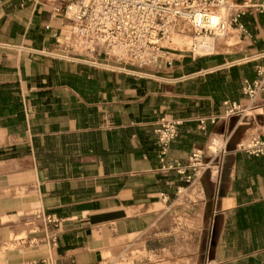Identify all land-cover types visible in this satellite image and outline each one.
I'll return each mask as SVG.
<instances>
[{"label":"crops","instance_id":"obj_1","mask_svg":"<svg viewBox=\"0 0 264 264\" xmlns=\"http://www.w3.org/2000/svg\"><path fill=\"white\" fill-rule=\"evenodd\" d=\"M19 2L0 0V264H107L121 260L131 248L159 251L150 246L168 240L171 231L182 228L183 215L189 214L191 228L200 232L194 241L206 249L203 264H264V157L237 150L245 140L240 138L242 132L251 136L264 127V93L254 117H242L237 124L230 123L235 117L216 124L208 120L205 131L199 124L201 119L221 118L224 102L241 99L244 79L256 77L243 76L240 66L252 64L256 72L261 65V16L241 20L251 33L244 35L250 39V58L233 66L228 62L205 66L200 72L224 67L190 78L167 80L143 69L97 60L99 55L82 58L58 53L68 49L58 45L53 49L34 45L28 30L35 31L42 8L32 3L18 9ZM48 19L50 38H56L60 19L50 14ZM67 62L78 64L81 75L67 78L59 73L58 66L69 67ZM83 72L102 79L113 76L135 96L120 101L118 87L103 91L99 79ZM125 74L176 83L202 80L190 96L176 95L181 101L191 98L195 107L204 100L208 107L176 115L182 124L167 161L186 167L190 154L206 148L214 136L228 139V148L192 185L176 170L160 173L153 125L165 105L153 104V93L137 88L150 81ZM120 103L122 114H118ZM108 109L114 113L111 121L106 119ZM74 132L85 138L100 132L104 138L101 145L82 143V149L94 152L89 157L56 159L58 135ZM100 147L103 153L98 152ZM203 231L206 235L201 238Z\"/></svg>","mask_w":264,"mask_h":264},{"label":"built area","instance_id":"obj_2","mask_svg":"<svg viewBox=\"0 0 264 264\" xmlns=\"http://www.w3.org/2000/svg\"><path fill=\"white\" fill-rule=\"evenodd\" d=\"M39 3L38 0H19ZM52 3L49 11L52 18H61L71 23V32L92 54L114 58L119 63H130L138 68L157 66L164 56L175 49L172 37L190 35L187 50L193 58L201 56L200 51L215 49L217 41L228 35L229 29L236 27L246 37H251L248 28L241 22L247 15H260L261 30L264 32V0H46ZM51 27L46 26L49 30ZM58 46L68 48V37ZM203 55V56H212ZM264 58V54L260 55ZM161 68V67H160ZM141 75V74H139ZM242 93L248 105L225 101V111L221 118L212 117L199 121L201 130L207 129V121L216 124L219 119L231 118L236 114L243 117L257 109V102L264 93V65L256 67L254 79H244ZM182 123L166 121L155 130L158 158L162 171L176 170L185 176L188 185L211 168L213 160H221L227 153L228 139L214 136L207 145L209 160L201 149L194 150L185 167L178 161H167L169 149L177 138ZM237 150L252 157H264V127L250 138L237 144ZM191 171V173H189ZM181 193V191H179ZM49 222H53L49 219Z\"/></svg>","mask_w":264,"mask_h":264},{"label":"rangeland","instance_id":"obj_3","mask_svg":"<svg viewBox=\"0 0 264 264\" xmlns=\"http://www.w3.org/2000/svg\"><path fill=\"white\" fill-rule=\"evenodd\" d=\"M234 1L239 2L240 0H234ZM38 2H39L38 8H42L40 9V14L38 15L39 24L35 26L36 28L33 33L31 32L29 28L27 37H29V35L32 34L34 38L33 39L34 42L32 43L34 45L46 46V48L48 49L49 48L53 49L54 46L56 47V45H58V42L56 41L57 37L50 38L51 32H49V30L46 29V25L49 22L48 15L50 14L49 12H47V9H49L50 3L46 0H38ZM11 3L12 1L8 3V5ZM32 3L34 2H25L23 8H25L27 4H32ZM19 4H21V2H19ZM19 4L18 3L16 4L17 8L23 9ZM45 5H47L46 8H45ZM13 8H15V5H13ZM59 19H60L61 26H59L60 29L58 30L57 35L58 36L61 35L60 41H64L66 37H68V43L70 46L68 47L67 51H65L64 53L63 52H58V53L60 54L62 53L64 55L65 54H76L77 56H81L82 58H90V57L95 58L97 55L92 54L86 49H84L83 44L74 37L72 32H71V36H68L69 34L66 33L68 29L67 26L70 27L71 23L68 20L64 19L63 17ZM69 30L71 31V29ZM249 40L250 39L246 40L245 36L241 34L239 31H237L236 27H233L232 29H230V33L227 38L217 41L216 53L214 55L199 56L195 59L193 58V55L187 51V46L185 44L186 41L178 40L177 42L178 46L173 45V44L172 45L166 44V46H169L175 49L174 51L172 50L169 52L173 54L172 56L171 55L170 56L167 55L168 57L164 56V59L159 61L157 66L151 65L149 67L142 68V69L145 72H149L152 75H155L157 77L164 78L167 80L178 79L184 76H189L196 72H200L202 70L200 68H204L205 66L214 65L217 63H222V64H226L227 62L232 63V62H236V61L243 60L246 58H250L251 57L250 56L251 46H249V43H250ZM253 45L255 46V44ZM97 57H98L97 60L101 61L102 59V60H105L106 63L114 64L116 66H122V67L126 66L127 68H132L134 70L141 69V68H138L137 66H132L130 63L128 64L119 63L114 58H111L108 56L101 55ZM258 58H261V57H258ZM249 62H246V63H249ZM259 64L264 65V58H262L259 61ZM69 65H70L69 67L65 65L58 66V72L65 75V77L67 78L70 76L72 77L73 75L74 76L81 75L82 72L80 71L79 68H77L78 64L69 63ZM240 65H243V64H240ZM87 67H90V66H87ZM95 68H92V69H95ZM98 69H101V68H98ZM102 71H105L110 74H116V73L120 74V72L113 71V70L103 69ZM240 72L243 74V76L247 75L248 77H251V78H254L256 76V72L252 64H246L244 66H240ZM85 74H87L92 79L93 78L99 79L101 81V85H102L101 87L103 91L105 90L108 91V90L118 87L120 93L122 92L121 95L119 96L120 101L121 100L123 102L131 101L132 100L131 98H134L133 95L135 96V91L134 92L132 90L125 91L124 87L122 86L123 81H118L116 80V78H112L113 76L111 77L108 75L106 77H103V79H105L103 80L100 76L99 77L95 76V74L92 72H87ZM234 74L235 73L233 72L231 73L232 79L234 77ZM125 75H130V74H125ZM130 76L137 77L138 79H147L148 81H150V84L146 86L138 83L137 88L140 89L144 93L145 92H148L149 94L153 93L154 97H156V99H154L153 101V104H156V105L164 104L165 105L164 108H162L161 112L158 113L157 115L158 121L153 125L154 127L153 134L155 137V141H156L155 130L160 127V125L163 123V120H166V121L167 120L168 121L177 120L181 122V118H179L176 115H180V116L187 115L191 112L192 108L203 112L208 107L207 103L204 100H201L200 103L196 105L195 107V105L191 104V101H192L191 98L182 97V99L184 100L181 101V99L179 100V98L181 97H178V98L176 97L177 93L179 95L182 94V95L190 96L192 91L200 88L201 86L200 83H202V80H192V81L188 80L187 82H184V83H176V82H170L167 80L155 79V78H150V77L146 78V77H139V76H134V75H130ZM70 80H72V78H70ZM231 92L232 94H235L234 93L235 86H232ZM176 99L178 102L177 103L173 102ZM242 100H244V102ZM231 102H237L241 104L243 107L248 105L247 98L243 95V93H242L241 99L239 100L237 99L236 101L232 100ZM258 103L259 101L257 102V105ZM130 104H132V102H130ZM122 105L124 104L120 103L118 114H122L124 112ZM109 106L110 105L103 104V107H109ZM107 111L108 113L106 114V117H107L106 119L111 121L113 117L110 115L112 114L114 115V113H110L111 109H108ZM259 112L260 111L253 112V113H250L249 115H254ZM232 117H235V118L232 119L230 123L237 124L240 121V118H242L243 116L241 114H236ZM245 127L251 128L252 125H247ZM251 136L250 134L247 136L242 132L240 135V138H243L246 140V137L250 138ZM103 138L104 136H102L100 132H96V134H90L86 136V138L83 137L82 134H78L76 132L71 133V134L58 135V139L56 140V143H55L56 145L55 152H54L55 157L56 159L58 158L64 159L65 157H67L73 160H76L79 156L80 157L85 156V154L86 156L89 157L93 155L94 152L90 153L89 151L87 150L85 151L84 149H82L83 147L82 143H86L87 147H90L91 145H94L97 143H98L97 145H101ZM80 145H81V149H79ZM155 149H156L155 159L157 160V168H160L161 165L159 164V158H158L159 148L157 144H155ZM206 149L207 147L202 148V150L205 151L206 153V158L209 159V155L207 154ZM98 152L103 153L101 147L98 148ZM187 164H189V159H188ZM173 171L175 170H170L169 173ZM92 173L93 172H91V174ZM160 173H167V171H160ZM139 178L143 180L142 176H140ZM155 178L157 179L158 177H155ZM103 179L104 178H102V180ZM97 184L103 185L107 183L105 181L104 182L98 181ZM89 191H92V189H88L87 192L90 193ZM191 216H192L191 214H189L188 216L183 215V219L181 220L183 221L182 228H180L176 232L171 231V233L173 234L168 236L169 237L168 240H166L165 242H162L161 244L154 243L153 245L150 246V248H159L160 249L159 251L145 252V251H142V249H140L139 247H135V248L126 250L125 253H123V257L121 260L116 261V262L107 263V264H195V263L203 264L204 262L203 258L205 257L204 253H206V249L202 247V245L198 247V243L194 241V239L199 238L200 232L191 228L192 227L191 226L192 224L190 222ZM203 233L204 231L202 232L201 238L205 237L206 231L204 234Z\"/></svg>","mask_w":264,"mask_h":264},{"label":"bare ground","instance_id":"obj_4","mask_svg":"<svg viewBox=\"0 0 264 264\" xmlns=\"http://www.w3.org/2000/svg\"><path fill=\"white\" fill-rule=\"evenodd\" d=\"M230 29H232V28H230ZM230 29H229V32H228V35H229V33H230ZM228 35L225 37V38H227L228 37ZM225 38H223V39H225ZM223 39H220V40H223ZM172 44L173 45H177L178 46V40H181V41H186L185 42V44H186V46H187V50L189 49V47H190V35L189 34H187V35H184V36H176V35H174L173 37H172ZM219 40V41H220ZM166 44H168V43H165V45ZM84 46V45H83ZM215 51H216V46H215V49H213V50H211V51H200L199 52V54L201 55V56H203V55H210V54H215ZM170 54L171 53H167L165 56H167V55H169L170 56ZM168 57V56H167ZM260 57V56H259ZM249 60V59H248ZM247 60V61H248ZM242 61H240V62H237V63H241Z\"/></svg>","mask_w":264,"mask_h":264},{"label":"water","instance_id":"obj_5","mask_svg":"<svg viewBox=\"0 0 264 264\" xmlns=\"http://www.w3.org/2000/svg\"><path fill=\"white\" fill-rule=\"evenodd\" d=\"M242 62H244V60H242ZM90 64H93V63H90ZM235 64H237V62L231 63L229 66H233ZM94 65H98V64H94ZM98 66L107 67V68H111V69H114V70H121V69L112 68V67L103 66V65H98ZM225 66H227V65H225ZM222 67H224V66H222ZM222 67H218V68H215V69H220ZM215 69H211V70H207V71H204V72L196 73V74L190 75V76H188L186 78H190V77H193V76L201 75L202 73H208V72H211L212 70H215Z\"/></svg>","mask_w":264,"mask_h":264}]
</instances>
